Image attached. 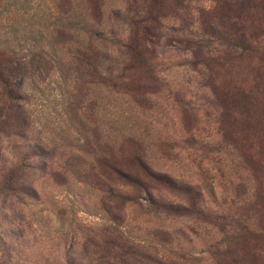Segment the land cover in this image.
I'll use <instances>...</instances> for the list:
<instances>
[{
    "label": "rangeland",
    "instance_id": "rangeland-1",
    "mask_svg": "<svg viewBox=\"0 0 264 264\" xmlns=\"http://www.w3.org/2000/svg\"><path fill=\"white\" fill-rule=\"evenodd\" d=\"M238 3L0 0V264H264V7Z\"/></svg>",
    "mask_w": 264,
    "mask_h": 264
},
{
    "label": "trees",
    "instance_id": "trees-1",
    "mask_svg": "<svg viewBox=\"0 0 264 264\" xmlns=\"http://www.w3.org/2000/svg\"><path fill=\"white\" fill-rule=\"evenodd\" d=\"M61 1H62V3L67 4V3H69L70 0H61ZM252 4H253V6H255L257 8H261V6L264 7V0H239L238 6H239L240 10H243L244 8H246V7H248L249 5H252ZM39 20H42V19L40 18ZM36 26H38V25H36ZM34 33L36 35L33 37V40H32V42H33V46H32V49H31L32 56L33 57H37V58L44 57L47 54V51H46V49L44 51L43 44H42L43 39L45 38V35H44L43 31H42V28L35 27L34 28ZM54 33L55 34L56 33H58V34L60 33L61 34V33H64V32L61 31V30H57V28H56V29H54ZM230 34L233 36V38H234L237 46L240 48V50L243 51L244 50L243 46L247 42L245 37H244V35L240 32L239 29H236L235 31H233V33H230ZM98 36L100 37L99 38L100 40H103L101 38V35H98ZM10 41H14V39L12 40V39L5 38L2 43L0 42V83H2V84L3 83L5 84V82L7 80H12V78H11L12 69L9 66V62L11 61V55H13L14 53H13V50L11 49V47H10L11 46L10 45ZM230 45L231 44H229V46ZM227 46H228V44H227ZM197 52H199V50H197ZM3 54H6L7 57L4 58ZM215 59L216 58L207 59V60H204L203 63L204 64L208 63V62H210V60L212 62H214ZM260 62H261V60H260ZM6 64H8L7 67H6ZM4 77H5L6 81L3 82L1 79L4 78ZM15 85H17V84H16L15 81H13L12 87L10 88V90L6 91L8 96L12 95V92H13L12 88L15 87ZM6 109L7 110L10 109V104L6 107ZM134 161L137 164L139 170H141V172L145 176H148V177L156 176L157 177V174H154L148 168L147 164L145 162H143L139 157H135ZM158 176L165 177V175H158Z\"/></svg>",
    "mask_w": 264,
    "mask_h": 264
}]
</instances>
